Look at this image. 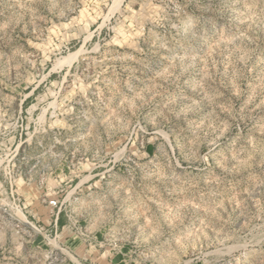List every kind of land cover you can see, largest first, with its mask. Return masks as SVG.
Wrapping results in <instances>:
<instances>
[{"label":"rangeland","instance_id":"1","mask_svg":"<svg viewBox=\"0 0 264 264\" xmlns=\"http://www.w3.org/2000/svg\"><path fill=\"white\" fill-rule=\"evenodd\" d=\"M112 2L0 0V264H264V0Z\"/></svg>","mask_w":264,"mask_h":264},{"label":"bare ground","instance_id":"2","mask_svg":"<svg viewBox=\"0 0 264 264\" xmlns=\"http://www.w3.org/2000/svg\"><path fill=\"white\" fill-rule=\"evenodd\" d=\"M121 1L122 0H113L111 9H114L115 7H117L121 3ZM56 65H58V64H56Z\"/></svg>","mask_w":264,"mask_h":264},{"label":"built area","instance_id":"3","mask_svg":"<svg viewBox=\"0 0 264 264\" xmlns=\"http://www.w3.org/2000/svg\"><path fill=\"white\" fill-rule=\"evenodd\" d=\"M57 220H55V223H56Z\"/></svg>","mask_w":264,"mask_h":264}]
</instances>
